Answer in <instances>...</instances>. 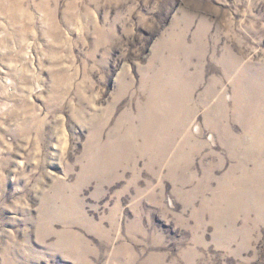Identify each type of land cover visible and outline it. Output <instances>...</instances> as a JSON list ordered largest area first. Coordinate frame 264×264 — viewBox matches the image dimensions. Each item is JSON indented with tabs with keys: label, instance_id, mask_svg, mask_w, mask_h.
Returning a JSON list of instances; mask_svg holds the SVG:
<instances>
[{
	"label": "rangeland",
	"instance_id": "1",
	"mask_svg": "<svg viewBox=\"0 0 264 264\" xmlns=\"http://www.w3.org/2000/svg\"><path fill=\"white\" fill-rule=\"evenodd\" d=\"M0 264H264V0H0Z\"/></svg>",
	"mask_w": 264,
	"mask_h": 264
}]
</instances>
